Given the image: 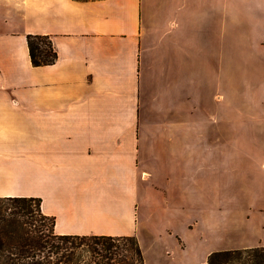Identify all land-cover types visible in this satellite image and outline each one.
<instances>
[{
  "label": "crops",
  "instance_id": "1",
  "mask_svg": "<svg viewBox=\"0 0 264 264\" xmlns=\"http://www.w3.org/2000/svg\"><path fill=\"white\" fill-rule=\"evenodd\" d=\"M0 198L145 264L264 248V0H0Z\"/></svg>",
  "mask_w": 264,
  "mask_h": 264
},
{
  "label": "trees",
  "instance_id": "2",
  "mask_svg": "<svg viewBox=\"0 0 264 264\" xmlns=\"http://www.w3.org/2000/svg\"><path fill=\"white\" fill-rule=\"evenodd\" d=\"M28 45L35 67L57 61L49 37L28 36ZM0 204V259L5 255L2 264H82V258L86 264H145L134 236H57L55 218L42 213L40 199L0 198ZM84 248L87 250L81 251ZM243 254L252 264H264L263 247L213 252L207 264H225Z\"/></svg>",
  "mask_w": 264,
  "mask_h": 264
},
{
  "label": "rangeland",
  "instance_id": "3",
  "mask_svg": "<svg viewBox=\"0 0 264 264\" xmlns=\"http://www.w3.org/2000/svg\"><path fill=\"white\" fill-rule=\"evenodd\" d=\"M0 210H1V204H0ZM215 213L214 214H210V210H208V215L207 218L209 219L208 223H207V228L206 230L201 231V233H205L206 236L208 238H213L214 236L218 238V207L213 210ZM215 219V224H216V229H211L213 227V225H210V220ZM196 224L192 223L191 224V230L195 231L196 230ZM87 249H82L81 251H86ZM217 252V251H216ZM85 256V255H84ZM5 255H2V258L0 259V263H4L5 260ZM85 262H87V260H85V258H82V264H86ZM225 264H252V262H250L248 255L243 254L240 259H232L231 261H229L228 263Z\"/></svg>",
  "mask_w": 264,
  "mask_h": 264
}]
</instances>
